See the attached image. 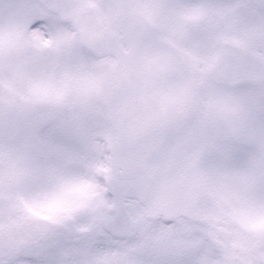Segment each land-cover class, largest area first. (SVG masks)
Masks as SVG:
<instances>
[{"label": "snow or ice", "instance_id": "6c2138e0", "mask_svg": "<svg viewBox=\"0 0 264 264\" xmlns=\"http://www.w3.org/2000/svg\"><path fill=\"white\" fill-rule=\"evenodd\" d=\"M0 264H264V0H0Z\"/></svg>", "mask_w": 264, "mask_h": 264}]
</instances>
